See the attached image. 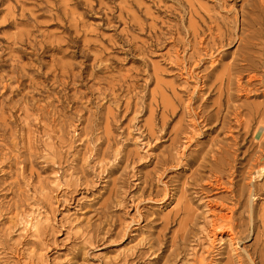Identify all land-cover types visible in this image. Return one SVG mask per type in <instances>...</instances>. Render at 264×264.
<instances>
[{
	"label": "rangeland",
	"instance_id": "374dc122",
	"mask_svg": "<svg viewBox=\"0 0 264 264\" xmlns=\"http://www.w3.org/2000/svg\"><path fill=\"white\" fill-rule=\"evenodd\" d=\"M240 4L0 0V264H264Z\"/></svg>",
	"mask_w": 264,
	"mask_h": 264
},
{
	"label": "bare ground",
	"instance_id": "6f19581e",
	"mask_svg": "<svg viewBox=\"0 0 264 264\" xmlns=\"http://www.w3.org/2000/svg\"><path fill=\"white\" fill-rule=\"evenodd\" d=\"M240 12L241 20L238 26L235 24L238 20L237 16L235 17V30H219L218 32V43L221 42L223 45L229 44L237 37L238 53L236 60L228 66L225 77L214 84L213 89H216L218 102L215 113L209 115L207 119L220 118L221 104L227 108L229 100L234 96L230 92L231 88L237 91L244 86H256L258 94L264 96V0H241ZM237 28L240 29L239 33ZM233 118L237 126L245 128L250 133L253 131L251 124L258 118L253 131V137H255L259 127H264V100L254 107H249L245 113H234ZM224 119L225 116H223ZM263 151L264 148L261 149V152ZM262 169L263 167L259 170Z\"/></svg>",
	"mask_w": 264,
	"mask_h": 264
}]
</instances>
